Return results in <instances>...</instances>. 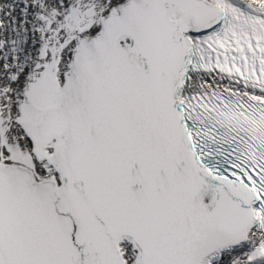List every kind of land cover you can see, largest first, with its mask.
Returning a JSON list of instances; mask_svg holds the SVG:
<instances>
[{
	"label": "snow or ice",
	"instance_id": "1",
	"mask_svg": "<svg viewBox=\"0 0 264 264\" xmlns=\"http://www.w3.org/2000/svg\"><path fill=\"white\" fill-rule=\"evenodd\" d=\"M0 264H264V0H0Z\"/></svg>",
	"mask_w": 264,
	"mask_h": 264
}]
</instances>
